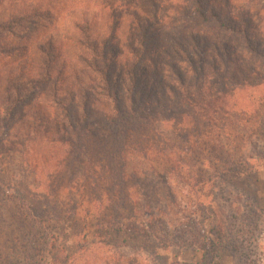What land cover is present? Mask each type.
Wrapping results in <instances>:
<instances>
[{"label":"rangeland","instance_id":"obj_1","mask_svg":"<svg viewBox=\"0 0 264 264\" xmlns=\"http://www.w3.org/2000/svg\"><path fill=\"white\" fill-rule=\"evenodd\" d=\"M106 2L125 16L113 39V19L106 26L89 0H0V264H264V0H205L224 23L202 26L180 19L185 0H101L100 8ZM75 5L88 8L92 40L110 52L138 49L146 27L143 63L158 71V87L180 86L173 63L192 86L179 42L199 37L200 97L127 137L129 184L116 195L96 151L76 149L54 116L55 85L44 80L59 76L80 112L88 69L81 47L63 38L74 33L66 11ZM25 13L32 18L20 20ZM53 35L55 59L39 51ZM125 57L114 74L129 88ZM22 196L62 208L61 218L39 222L48 236Z\"/></svg>","mask_w":264,"mask_h":264},{"label":"trees","instance_id":"obj_2","mask_svg":"<svg viewBox=\"0 0 264 264\" xmlns=\"http://www.w3.org/2000/svg\"><path fill=\"white\" fill-rule=\"evenodd\" d=\"M89 1L94 7L99 8V10L94 13L96 15L99 14L98 16L100 19L107 21L106 26H110V20L113 19L111 26H115V29H111V36L109 38H116L117 26L121 25V22L125 19L123 13L115 11L114 9L111 10L110 8H112V6L109 2H106V8H100L104 5L101 4V0ZM63 11L65 12V10ZM87 11L88 8L84 5L83 7L75 5L73 8L70 7L69 10L66 11V14L68 13L69 17L74 19L72 27L74 33H70L69 36H63L64 39L72 40L74 44L81 47L80 50L82 52L80 54V59L87 65L88 69H85V76L86 79H88L87 89L83 94H80L82 101L80 112L76 111L75 108L77 97H75L72 92H68L69 95H72L70 98L62 93L64 84L60 82L61 78L59 76H54L52 72H49V74L47 72L43 75H45L44 80H53L55 85L53 86L55 90L53 99L56 108L51 105L54 108V116L63 124V128L69 131L70 138L73 139L72 141L75 143L76 149H79L78 146L82 145L89 155L96 151L101 158H99L100 161L104 163V176H102V179L104 181L106 180L108 184H110V182L113 183L110 191L116 195L118 191H127L129 184L127 173L129 164L126 156L128 153L127 137H130L135 131L147 129L151 121L158 120V117L170 119L172 113L175 114V112L182 110L185 104L193 105L196 100L195 97H200L203 86V84H201L203 72L202 68H198L197 66V55L200 54L198 48L199 37L196 35V32L192 31L191 34L185 36L184 42H179V47L186 56L184 58L181 54L179 61H183L186 65H189L187 72L192 74V86L187 84L188 81L183 74V70L173 63L171 67L178 77L180 86L161 85L158 87L155 79L157 75H159L158 71L155 73V68L153 72V70H150L148 64L143 63L146 60L142 54L147 52L149 48L146 45L147 42L145 39L147 37V33L145 32L147 28L145 27L140 30V36L143 39H141V44L138 49H143L141 54H139L135 46L131 45H129L130 52H119L120 54L118 52H110L108 42L104 43L99 41V36L95 40H92L90 29L92 23L90 22V25H87L89 21L87 18L83 19V16H87ZM180 12V19L188 22L193 21L196 26H202L204 23L212 25L215 21L221 25L224 23L222 18L220 19L219 16L213 12V9L210 11L207 9L205 0H185V4H183V8ZM31 13L33 16L36 15L37 9ZM101 15L102 18L100 17ZM79 16H82V19H79ZM26 18L31 19L32 17L29 16V14H22L19 19L24 21ZM127 21H130V19H127ZM146 23H148L147 20L142 26H145L144 24ZM138 26H140L139 23ZM230 30L238 31L235 27L230 28ZM54 38L55 35L52 36V40L47 46H40L39 51L41 55L44 54L47 57L50 56L55 59L54 51L57 48H55ZM60 43L63 44V41ZM82 49H87L89 54L85 53ZM57 52L60 54H56V58H59L62 52H60V50ZM89 55L93 60H90ZM121 57H125L121 59L122 64L133 63L129 74V80L133 82V86L129 88L124 87L122 75L116 77L114 74L118 60ZM90 70L92 72H90ZM125 70V67L120 65L118 73L124 72L125 74ZM146 77H150L151 80L148 86L142 82V79ZM74 78L78 82L81 80L79 73H75ZM61 83L63 85H61ZM184 91L186 92L185 97H183ZM172 96H177L180 100L172 101ZM190 101L192 102L190 103ZM59 111H61L62 114L59 113ZM62 115L63 117H61ZM4 121H7V118L2 120V122ZM6 127V125L4 126L0 122V128L5 129ZM86 151H84V153H86ZM180 161L184 162L183 160H179V162ZM114 194L113 196H115ZM22 203L30 209L31 214L35 216L36 222H38L37 232L39 231L45 236H48L44 232H48L49 228L47 227L46 229L45 226L46 231H44V225H41L39 222L51 215H55L58 218L62 217L61 207L55 206L50 209L41 208L30 202V200H27L25 196H22ZM211 214L213 215L214 213L211 212L207 217H204L205 221L210 219ZM200 247H205L204 243L202 244L201 242ZM207 255L206 251L203 257L204 260H206Z\"/></svg>","mask_w":264,"mask_h":264}]
</instances>
